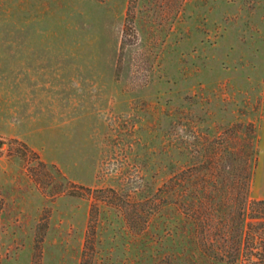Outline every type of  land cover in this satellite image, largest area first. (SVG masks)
Returning <instances> with one entry per match:
<instances>
[{
	"label": "rangeland",
	"instance_id": "1",
	"mask_svg": "<svg viewBox=\"0 0 264 264\" xmlns=\"http://www.w3.org/2000/svg\"><path fill=\"white\" fill-rule=\"evenodd\" d=\"M252 164L264 0H0V264H201L181 202Z\"/></svg>",
	"mask_w": 264,
	"mask_h": 264
},
{
	"label": "trees",
	"instance_id": "2",
	"mask_svg": "<svg viewBox=\"0 0 264 264\" xmlns=\"http://www.w3.org/2000/svg\"><path fill=\"white\" fill-rule=\"evenodd\" d=\"M254 168L246 166L242 194L232 191L223 197L216 176L215 192L181 202L187 239L201 264H264V199L248 198Z\"/></svg>",
	"mask_w": 264,
	"mask_h": 264
}]
</instances>
